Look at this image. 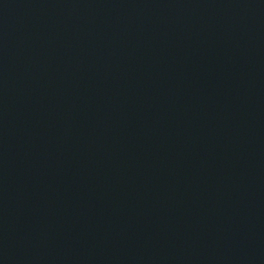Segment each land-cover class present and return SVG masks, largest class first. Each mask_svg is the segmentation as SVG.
Listing matches in <instances>:
<instances>
[{
  "label": "water",
  "instance_id": "95a60500",
  "mask_svg": "<svg viewBox=\"0 0 264 264\" xmlns=\"http://www.w3.org/2000/svg\"><path fill=\"white\" fill-rule=\"evenodd\" d=\"M0 264H264V0H0Z\"/></svg>",
  "mask_w": 264,
  "mask_h": 264
}]
</instances>
